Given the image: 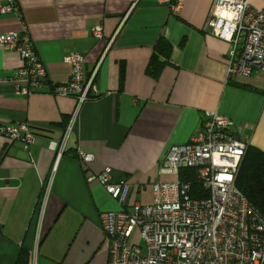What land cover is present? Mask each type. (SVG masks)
<instances>
[{
	"label": "crops",
	"instance_id": "crops-1",
	"mask_svg": "<svg viewBox=\"0 0 264 264\" xmlns=\"http://www.w3.org/2000/svg\"><path fill=\"white\" fill-rule=\"evenodd\" d=\"M17 2L20 16L0 13V36L26 28L48 77L34 94L16 96L12 77L23 61L0 44V124H28L35 136L28 150L0 137V264L30 252L49 181L38 264H108L101 215L122 208L88 177L109 171L131 184L129 205L150 204V185L174 180L159 174L169 148L190 142L208 111L232 119L239 137L264 151V72L230 78L232 46L204 31L214 0H176L177 11L162 0ZM160 38L173 51L155 80L147 69ZM73 52L84 56L97 95L82 105L57 160L77 102L51 91L69 81L64 57ZM80 151L94 160L83 164Z\"/></svg>",
	"mask_w": 264,
	"mask_h": 264
},
{
	"label": "built area",
	"instance_id": "built-area-1",
	"mask_svg": "<svg viewBox=\"0 0 264 264\" xmlns=\"http://www.w3.org/2000/svg\"><path fill=\"white\" fill-rule=\"evenodd\" d=\"M162 2L178 10L176 0ZM251 2L214 0L204 27L205 32L232 46L230 78L264 72V6L257 9ZM0 13L20 16L17 0L1 3ZM92 31L102 38L101 27ZM0 44L18 52L23 61L12 77L14 94L28 97L41 89L47 82V68L27 29L0 36ZM64 62L71 68V77L67 83L56 85L51 94L74 98L77 106L58 146L57 160L66 152L82 105L97 95L93 78L86 79L84 56L73 52L64 57ZM239 131L232 119L215 111L206 112L190 142L169 148L159 174L174 180L153 182V200L147 205H129L131 184L114 181L109 171L88 177L89 183L101 184L122 208L101 215L108 264H264V215L236 185L249 147ZM0 137L22 142L25 150L35 140L32 128L24 123L0 124ZM78 159L88 165L94 156L80 151ZM184 169L197 172L207 197L192 196L191 183L180 179ZM50 190L51 181L44 184L38 202L40 214L28 264H38Z\"/></svg>",
	"mask_w": 264,
	"mask_h": 264
},
{
	"label": "trees",
	"instance_id": "trees-1",
	"mask_svg": "<svg viewBox=\"0 0 264 264\" xmlns=\"http://www.w3.org/2000/svg\"><path fill=\"white\" fill-rule=\"evenodd\" d=\"M172 51L173 47L169 41L164 38L158 40L147 69V74L151 78L157 80L160 77L163 69L169 65L168 61L172 56ZM122 79H124V72L121 73V81ZM180 179L191 183V194L193 197H207V191L203 189L195 170H182ZM236 185L250 204L264 215L263 150L249 145L237 177ZM28 259L29 253L22 252L19 255L17 264H28Z\"/></svg>",
	"mask_w": 264,
	"mask_h": 264
},
{
	"label": "rangeland",
	"instance_id": "rangeland-1",
	"mask_svg": "<svg viewBox=\"0 0 264 264\" xmlns=\"http://www.w3.org/2000/svg\"><path fill=\"white\" fill-rule=\"evenodd\" d=\"M251 3L257 9H261L264 6V3L262 2V0H252Z\"/></svg>",
	"mask_w": 264,
	"mask_h": 264
},
{
	"label": "water",
	"instance_id": "water-1",
	"mask_svg": "<svg viewBox=\"0 0 264 264\" xmlns=\"http://www.w3.org/2000/svg\"><path fill=\"white\" fill-rule=\"evenodd\" d=\"M239 139V137H237Z\"/></svg>",
	"mask_w": 264,
	"mask_h": 264
}]
</instances>
